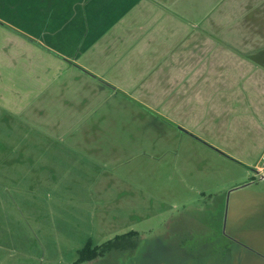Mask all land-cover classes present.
<instances>
[{"label":"crops","instance_id":"0c3cea01","mask_svg":"<svg viewBox=\"0 0 264 264\" xmlns=\"http://www.w3.org/2000/svg\"><path fill=\"white\" fill-rule=\"evenodd\" d=\"M250 2L0 0V119L43 121L59 96L66 104L78 102L72 126L59 139L62 159L80 171L108 168L105 160L116 144L89 140L116 135L101 133L91 114L100 115L104 103H137L147 110L146 133H156L159 150L176 153L181 148L174 138L185 134L208 165L216 159L254 168L264 153V36L246 35L261 31V14L246 17L251 8L263 9L264 0ZM11 103L20 105L8 108ZM234 131L242 140L237 134L221 147L201 141ZM148 145L156 147V140ZM237 147L240 157L224 160L221 153ZM17 149L0 153H21ZM256 149L260 156L250 157ZM205 177L211 178L209 169ZM258 190L253 197L262 202L264 186Z\"/></svg>","mask_w":264,"mask_h":264},{"label":"rangeland","instance_id":"374dc122","mask_svg":"<svg viewBox=\"0 0 264 264\" xmlns=\"http://www.w3.org/2000/svg\"><path fill=\"white\" fill-rule=\"evenodd\" d=\"M258 13L261 31L248 30L247 36H264V8L248 10L246 22ZM77 109L78 102L66 104L59 96L43 121L0 119V152L21 150L0 153V264H75L88 241L105 248L80 264H264V201L253 197L264 181L254 168L216 159L208 165L201 147H192L195 141L183 133L174 138L181 149L165 153L156 133H146L147 110L137 103L132 108L104 103L100 115H91L101 133L116 136L89 141H107L117 149L107 154L108 168L80 171L74 161L62 159L65 143L59 140ZM230 134L201 141L221 147L238 132ZM235 138L242 140L239 134ZM155 140L156 147L148 145ZM221 154L224 160L241 155L239 147ZM260 154L256 149L250 157Z\"/></svg>","mask_w":264,"mask_h":264},{"label":"trees","instance_id":"16d2710c","mask_svg":"<svg viewBox=\"0 0 264 264\" xmlns=\"http://www.w3.org/2000/svg\"><path fill=\"white\" fill-rule=\"evenodd\" d=\"M131 235V233H128L126 235L123 236H117L115 238L116 239H121L125 236ZM109 242H107L106 244H108ZM105 248V245H101L98 247H92L90 241H88L85 246L79 250L78 252V259L75 262V264H80V263H84V262H89L92 261L94 259H96L99 255H101L103 253V250Z\"/></svg>","mask_w":264,"mask_h":264},{"label":"built area","instance_id":"2783aa9c","mask_svg":"<svg viewBox=\"0 0 264 264\" xmlns=\"http://www.w3.org/2000/svg\"><path fill=\"white\" fill-rule=\"evenodd\" d=\"M255 177L264 181V153L261 155L258 164L254 167Z\"/></svg>","mask_w":264,"mask_h":264}]
</instances>
